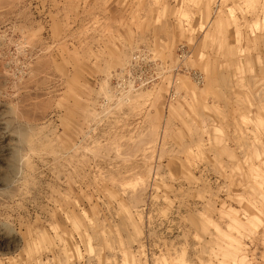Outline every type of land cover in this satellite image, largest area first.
I'll return each instance as SVG.
<instances>
[{
	"label": "rangeland",
	"instance_id": "obj_1",
	"mask_svg": "<svg viewBox=\"0 0 264 264\" xmlns=\"http://www.w3.org/2000/svg\"><path fill=\"white\" fill-rule=\"evenodd\" d=\"M0 70V103L47 91L79 165L62 216L0 210V264H131L119 242L136 264H173L169 246L185 264H264V0H0Z\"/></svg>",
	"mask_w": 264,
	"mask_h": 264
},
{
	"label": "bare ground",
	"instance_id": "obj_2",
	"mask_svg": "<svg viewBox=\"0 0 264 264\" xmlns=\"http://www.w3.org/2000/svg\"><path fill=\"white\" fill-rule=\"evenodd\" d=\"M227 53L232 54L233 51L228 49ZM45 68V64L40 62L35 67V71H43ZM3 78L4 73L0 70V81ZM55 80L57 79L51 78L48 85L53 84ZM37 88L39 90L37 89L34 97L28 94L18 101L3 100L0 103V210L21 212L31 208L46 213L56 211V214L62 216L67 209L64 206L72 207L75 203L71 196L63 192L61 185L71 182L72 174L78 175L79 165L74 158L77 144L71 127L66 126L62 130L59 126L51 125L49 117L57 113H48L46 103L43 102L47 91H40L39 86ZM52 92L50 93L53 94ZM2 131L7 134L1 135ZM263 151L264 147L258 148L255 155L262 158ZM47 177H51L50 180ZM257 182L263 188L262 182ZM107 195L109 196V191ZM242 208L248 213V224L258 220L259 214L256 216V213H261V208L255 201L243 199ZM233 211L238 214L236 210ZM9 226V220L0 217L1 235L9 233ZM232 226L238 229L244 224L237 216H233ZM13 232L10 231V234ZM28 233L30 234L28 244L39 235L37 232L35 235L32 230ZM218 233L221 234L220 231ZM225 235L231 240V248L224 253L225 258L231 257L235 261L239 258L234 252L239 249V242L229 233ZM99 237L103 240V244L97 249L98 255L110 248L104 231L99 233ZM21 240L18 239L14 245H19ZM86 250L89 253L94 252L89 241L86 243ZM109 250L120 256L122 262L128 258L131 264L138 262V255L128 252L121 242ZM167 250L176 253L173 264H185L174 247L169 246ZM43 253L44 250L40 251L38 257ZM74 256L79 258L80 255ZM243 259L242 256L241 260ZM33 264H41V261L33 260ZM104 264H109V261ZM221 264H230V262L225 260Z\"/></svg>",
	"mask_w": 264,
	"mask_h": 264
}]
</instances>
